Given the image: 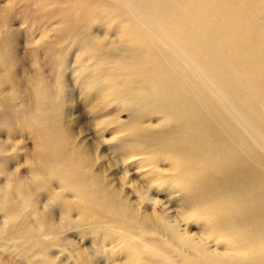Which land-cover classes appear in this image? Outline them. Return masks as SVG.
<instances>
[{
  "label": "bare ground",
  "instance_id": "obj_1",
  "mask_svg": "<svg viewBox=\"0 0 264 264\" xmlns=\"http://www.w3.org/2000/svg\"><path fill=\"white\" fill-rule=\"evenodd\" d=\"M80 1L85 8L91 6L90 3L98 1L104 9L116 10L120 14L121 22L120 26L116 27L115 35H110V32L104 36L93 34V36H87L88 39L87 37L80 39L79 43L84 49H90L88 46L92 45L89 44H94L95 48L91 49L94 52V57L96 55L103 57V60L99 62L107 64L108 59H114L121 71L118 74L119 77L120 75L127 77L124 82H130L136 86L138 84L141 94L147 99L146 103H150L149 105H153V107L156 104L157 107L163 109L161 114L166 111L165 115L170 119L176 117V122L172 119L173 123L176 124L178 120L182 123L181 128L187 130V135L185 134L187 139H178L175 136L178 141L176 146L171 148L177 153L181 151L179 153L184 160L187 161L188 156L193 159L192 153L195 152L196 158L200 156L204 162H207L208 167L210 165L213 168L223 169L225 167L224 172L227 168L225 173L229 175L230 180L222 179L224 182L227 181L228 188L226 187V189H229L232 203H235L233 205L239 212L236 213L235 210L229 208V210L225 209L221 223L223 227L215 226V228L213 226L211 229H215L209 233L205 231V228L203 233L201 232L202 234H190L187 230L189 225H186L187 229L181 234L180 227H184V223L168 226L166 230L161 229V226L153 221L148 211V205L158 201V196L154 191L160 188L155 186L154 181L149 183L147 181L146 183L149 185L146 186L148 190L145 189L147 191L143 192L144 200L139 201L138 199L141 197H137L138 202L136 203L126 196L127 191L125 197L120 195L123 188L114 186L117 181L106 180L104 170L101 168L97 171L94 170V166L99 160H103L105 155L100 151L96 157L89 147L90 144L87 146L81 140L77 142L69 123L62 126L55 123L52 125L55 117L53 114H49V111L57 103H54L53 96L39 87L36 77L34 80H29L30 88L26 89L39 88L33 95L37 110L31 114L35 120L33 122L34 129L38 125L42 126L39 130H35L34 150L39 163L42 162L43 165H39V168L35 165L36 163H33L31 180L19 183L16 188L12 187L11 183L0 187V208L5 217V225L4 227L0 225V232L3 231V228L6 230L4 237L0 235L3 245H9L12 242L16 247L19 245L27 247L30 241L32 243L36 241L35 246H44L47 245V241L39 240V238H42L44 234H55L53 232L55 230L38 212L25 214V208L30 203L27 198L29 193L26 190L33 188L37 184L39 176L44 175L48 176V179L46 181L44 179V184L40 183L41 185L37 184V186H43V189L49 193L47 196L56 201L66 215L67 219L63 220L62 226H60L62 229L74 223L71 214L77 212L80 223L87 227H93L96 230L101 228L122 230L126 232L124 234V240L127 243L126 251L138 258L142 257L146 261L144 264H165L167 260L174 264H179V262L182 264H264V175H259L256 167H253L256 161L259 162L260 168L263 169L264 165V0ZM63 11L68 12L67 7ZM49 38L48 34L42 35L40 37L41 46H54ZM12 71L8 68L7 72H3L4 74L0 76V96L4 87H9L13 91L7 97L0 98V109H10L15 115L18 110L13 105V100L19 97L21 89H17L18 81L15 77L16 74L14 75ZM151 72L155 75L150 76ZM110 76L114 78L117 74L112 73ZM86 77L85 81H88ZM42 87L44 89V86ZM143 96L141 97L143 98ZM23 104L21 105L23 106ZM142 106L140 105V107ZM149 107L147 110L151 109ZM147 110L145 112L144 109V112L147 113ZM28 113L25 112L27 116ZM149 114L148 111L147 115ZM143 116L145 118L146 115L143 114ZM15 117L17 118V116ZM35 122L37 126L34 125ZM182 131L180 132L179 129L180 134L183 133ZM75 132L74 134H76ZM174 135H176L175 132ZM171 136L173 137V134ZM69 138H73L72 144H74L70 149L67 146ZM169 141L171 144V140ZM161 143L163 144V140ZM143 154L147 153L145 151L144 153H126V163L130 165L135 160L134 158L138 157L137 160H144L142 166L148 165ZM150 159L153 161L152 158ZM139 164L141 165V163ZM199 165L200 163L198 168ZM204 169L208 170L207 166ZM165 172L167 171L165 170ZM53 178L60 180L64 189L72 190L75 200L70 201L62 194L56 193L51 186V183L54 182V180L52 182ZM225 178L227 179L228 176ZM248 180H252L251 185L249 183L247 185ZM127 183L124 184L127 185ZM130 186L137 188L135 184ZM131 192L133 191L131 190ZM153 206L151 205V207ZM211 206L213 208L214 205ZM219 213L221 214L219 216L222 217V213ZM168 215H170L169 212ZM20 217H23V222L17 224L16 221ZM187 219L191 220L192 216H188ZM202 220L206 221L205 217L196 221ZM184 221L182 220V222ZM138 228L142 231H137ZM39 230H43L44 234L38 235L36 232ZM93 231L95 230L93 229ZM152 234L153 243L148 238L152 239ZM162 234H165V238L169 235L168 241L164 245L160 238ZM40 252L42 261L48 262L49 254L46 249L40 247ZM79 258L77 260H80V264H84L83 257Z\"/></svg>",
  "mask_w": 264,
  "mask_h": 264
},
{
  "label": "rangeland",
  "instance_id": "obj_2",
  "mask_svg": "<svg viewBox=\"0 0 264 264\" xmlns=\"http://www.w3.org/2000/svg\"><path fill=\"white\" fill-rule=\"evenodd\" d=\"M96 2L98 1L90 3L91 6L89 5V7L85 8L80 0H0V76L6 73L8 68L13 70L12 72H14V75L16 74L15 77L18 81L19 88L17 87V89H21L19 97L13 100V105L18 110V112H15L17 114L14 115L13 111L11 112L10 109V111L8 109H0V187L4 185L7 186L11 183L12 187L16 188L19 183L31 180L33 177V163H36L35 165L37 166L43 165L42 162L39 163L34 150L36 141L35 130H39L42 126H37L35 122L36 124L34 123V125L37 127L34 129L33 122L35 120L32 118V114L37 110L35 96L33 95L36 94L39 88H33L32 90L26 89L30 86L28 85L29 80H34L37 77L36 80L39 87L53 96L55 100L54 103H57L56 106L49 111V114H53L55 117L52 125L55 123L58 126H62L69 123L68 125L72 130L74 132L76 130V134L73 132V135L76 136L77 142L81 140L84 141L85 145L90 144L89 147L92 152L95 153L96 157L100 151V153L105 155L104 159L99 160L94 166V170L97 171L101 168L104 170L103 172L106 180L119 182L114 183L116 184L114 186L120 189L123 188L120 195L125 197L127 191L126 196H129V199L136 203L138 202L137 197H141L138 199L139 201L144 200L143 192L148 190L146 186L149 185L148 183L150 181H154V184H156L155 186L160 188L159 190L156 188L157 191H154L157 194L156 196H158V201L155 204L150 203V206L147 205L153 221L157 222L158 225L161 226V229L166 230L168 226L171 227V225H180L184 223V227H180L181 234L187 229L186 225H189L187 230L190 234L198 235L202 234L205 228V231L209 233L216 227L218 228V226L220 228L223 227L221 223L225 214V209L227 210L229 208L235 210L236 213L239 212L236 206L233 205L235 203H232V196L229 189H226V182L230 180L229 175L225 173L227 172V168L224 172L225 167H223V169L218 167L213 168L211 165L208 167V165H206L207 162H204L200 156L196 158L195 152L192 153V157L194 156L193 159L191 156H188L187 161L184 160L183 156H180L181 151H179L180 153L178 152L179 157L177 151L173 148L178 141L176 137L178 139H187V137H185L187 135V130L181 128L182 123L179 122V120L176 124L173 123L174 121H172V119L176 122V117L170 119V117L165 115L166 111L161 114L163 109L157 107L156 104H154V107L153 105H149L150 103L148 102L147 104V99L141 94L142 92L138 84L136 86V84L124 82L127 77L122 75L119 77L118 74L121 73V71L118 69L117 64H115L114 59H110L111 61L108 59V65L99 62L103 60V57L98 55L94 57V52L91 50L95 48L94 44H89L92 45L88 46L90 49H84L79 43L81 42L79 41L80 39L89 35L93 36V34L104 36L107 32H110V35H115L117 33L116 27L120 26V14L116 10L112 11L110 8L104 9L103 6H100L99 2ZM65 7H67L68 12L63 11ZM74 7L76 8L74 9ZM61 19L65 20L62 21ZM44 34L49 35V40H51L54 46H41L40 37ZM112 73L117 74V76L114 78L111 77L110 74ZM152 75L155 74L151 72L150 76ZM85 77L88 81H85ZM42 86H44V89ZM134 87L137 88L135 89ZM11 92L13 93L11 88L4 87L0 98L7 97ZM141 96H143L144 99ZM137 98L141 103H139L140 101ZM21 104H23V106ZM140 105L143 106L140 107ZM147 105L150 106L149 109L151 108L153 110L152 112L151 109L147 110ZM144 106L145 108H143ZM144 109L145 112L146 110L147 113L148 111L150 112V116L144 112ZM157 111L159 112V116ZM25 112L26 114L29 112L28 116ZM143 114L146 115L145 118ZM29 115L31 116L29 117ZM15 116H17V118ZM178 123L180 124L178 125ZM173 128L175 129L173 130ZM179 129L180 132L183 130V133L180 134ZM174 132L176 135H174ZM172 134L173 137L171 136ZM166 138H168L167 141ZM162 140L164 145L161 143ZM169 140H171V144ZM72 141L73 138L68 139L67 146L69 149L74 146ZM174 141L176 142L174 143ZM144 151L147 154H143V157L147 160L148 165L142 166L144 160H137L139 159L138 157L134 158L136 162H134V160L130 163V165L132 164L131 166L126 163V153H144ZM187 151L190 152L189 150ZM150 158H152L153 161H150ZM200 160L202 162H199ZM182 161L184 162L182 163ZM185 161L191 163L189 164L188 162L186 164ZM152 162L153 165H151ZM139 163H141V165ZM192 163L195 164L193 165ZM199 163L200 167L198 168ZM255 163L253 167H256L257 172H259L258 174L264 175V165L262 169L258 164L259 162L256 161ZM184 164L186 165L184 166ZM168 165L170 166L167 169ZM204 166H207L209 173L212 175H208V170L206 169V172ZM128 169L130 170L129 172ZM164 169L167 172H165ZM223 175L224 177H222ZM225 176H228V178L226 179ZM222 178L227 181L224 182ZM6 179L9 181L8 183ZM38 179L39 180L36 181L37 184H44V179L46 181L48 176H39ZM147 181L148 183H146ZM52 182V189L56 193L62 194V196L70 201L75 200L73 199L75 198L74 193H72L73 191L64 189L61 186L60 180L53 178ZM251 182L252 180H248L247 185L248 183L251 185ZM124 183H127L128 187ZM37 184L33 186L34 189L27 188L26 191L29 193L28 195L25 192V194L29 196L27 198L30 202L27 208H25V214H32L34 211L38 212L39 215L47 221L48 225L55 230L53 231L55 234L45 235L43 230L36 232L38 235L44 234L42 238H39V240L43 239L47 241V245L44 246H35L34 244L36 241H33L34 243L30 241L27 247L24 245L16 247L12 242H10L12 244H9L10 246L3 245L0 240V264H80V260H77L79 256V259L83 257L82 259L84 260L82 261H84V264H144V262H146L142 257L138 258L137 256L131 255V252L126 251L125 246L127 243L124 240V234H126V232L114 228H101L100 230H96L93 227H87L83 223H80L77 212L71 214L74 223L62 229L60 226H62V221L67 219L66 215L59 207L58 203L47 196L49 193L46 189H43V186L40 187L41 184L39 186H37ZM131 184H135L137 188H133L130 186ZM169 185L171 186L168 187ZM36 186L40 188L38 189ZM214 187L217 191H215L216 189ZM15 188L14 190H16ZM131 190L133 192H131ZM151 205L154 206L151 207ZM211 205H214L213 208ZM219 207L221 208L219 209ZM140 208L143 210L141 206ZM211 208L213 210H219V212L222 213V217L219 216L221 214L217 211L215 212L219 214L215 215L216 213ZM222 208H224V211L221 210ZM168 212L170 215H168ZM196 213H199L201 217L196 215ZM188 216H192V219L188 220ZM202 216L205 217L206 221L202 220L197 222L196 220L203 219ZM4 220V212L0 208V225L3 227L5 225ZM182 220L185 221L182 222ZM22 222L23 217L18 218L16 221L17 224H21ZM213 226L216 227L211 229ZM93 229L95 231H93ZM5 231L6 230L3 228V231L0 232L2 237H4ZM137 231L142 230L138 228ZM168 236H166V238L165 234L160 236L161 242L163 243L162 245L166 244ZM148 238L149 241L153 243V234L151 237L152 239H150V237ZM160 244L159 242V245ZM40 247L45 248L48 252V262L42 261ZM165 264L174 263L167 260ZM179 264L182 263L179 262Z\"/></svg>",
  "mask_w": 264,
  "mask_h": 264
}]
</instances>
